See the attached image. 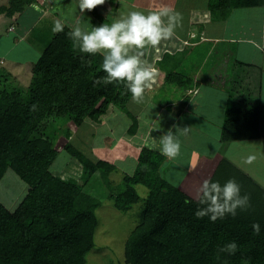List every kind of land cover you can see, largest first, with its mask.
<instances>
[{
	"label": "trees",
	"instance_id": "obj_1",
	"mask_svg": "<svg viewBox=\"0 0 264 264\" xmlns=\"http://www.w3.org/2000/svg\"><path fill=\"white\" fill-rule=\"evenodd\" d=\"M44 4L46 0H10L7 13H19L15 20L21 24L19 18H27L28 8L41 12ZM255 5L264 6V0H207V11L211 18L224 20L235 7ZM102 15L105 11L95 8L81 17H88L95 27L101 21L111 23L108 15L105 20ZM32 23L35 21L29 27ZM70 24L65 22L63 31L55 34L34 32L39 54L29 81L21 89L19 112L13 115L0 106V180L10 168L26 184V192L15 208H7L0 200V264H77L78 257L93 245L99 199L91 191L97 183L109 186L107 175L117 168L102 156L98 149L102 143L98 146L97 139L90 149L93 152L97 145L99 156L88 157L82 145L81 152L59 151L55 141L62 122L71 121L76 133L84 122L99 123L112 106L130 114L129 134L138 127L136 117L126 108L131 94L124 83H95L106 75L102 56L81 53L70 38L74 29ZM13 29L11 26L9 31ZM33 105L35 111L31 110ZM259 113L258 109H228L221 139L260 137ZM47 125H53V132L46 131ZM65 134L67 144L74 143L67 130ZM66 156L78 166L77 173L71 174L69 165L63 168L57 164ZM164 162L159 148L143 146L137 152L134 171L124 172L118 191L105 196L125 213L139 199L136 186L147 189V196L140 199L139 222L124 243L125 263L264 264V188L251 177L237 176L240 194L249 197V206L214 222L208 216L197 218L200 203L195 199L196 192L190 195L191 191L167 179L162 172ZM254 223L260 225L259 234L253 231ZM230 242L237 244L234 254L219 251Z\"/></svg>",
	"mask_w": 264,
	"mask_h": 264
},
{
	"label": "crops",
	"instance_id": "obj_2",
	"mask_svg": "<svg viewBox=\"0 0 264 264\" xmlns=\"http://www.w3.org/2000/svg\"><path fill=\"white\" fill-rule=\"evenodd\" d=\"M153 1L135 0L129 3L145 14L167 7L179 12L183 19L181 26L176 29V35L168 41H162L159 50L146 51L145 59L157 69L156 83L145 90L142 101L129 99L128 103L133 105L134 112L127 110L136 117L138 127L134 134L123 135L120 142L114 138L119 143L112 148V155L117 151L125 153L127 148L137 153L143 146H148L149 137L152 140L157 136L153 146L149 147L161 149V136L169 129L173 132L174 125L179 124V127L188 128L194 139L190 138L189 141L183 136L185 134L177 133L181 144L180 154L175 158L165 157L162 172L168 173L165 177L173 184H179L183 190V186L187 187L189 191H185L188 193L196 192L203 180L214 182V179L220 178L224 166L239 177H251L261 185L257 172L264 174V6L235 7L226 19L218 20L210 17L207 0ZM46 3L42 7L43 11H59L58 15L62 17L63 14L66 22L74 17L77 23L82 15L78 0H60L58 5L51 1ZM117 6L118 0H106L104 5L96 8L105 11L113 23ZM123 6L120 4L119 9ZM127 12L130 11H119L118 14L126 15ZM88 16L92 18L90 13ZM35 47L38 49V46ZM31 67L24 75L25 83L30 79ZM190 89L196 90V93L190 94ZM190 95L195 97L193 101ZM181 96H184L182 100ZM228 109H258L260 137L223 141L221 127ZM114 111L117 113L116 118L111 116ZM111 113L107 117L110 120L122 117L126 119L123 120L126 128L132 124L130 114L115 108H112ZM191 124H198V131H194ZM151 126L161 130L152 129L145 138L142 129ZM94 129L91 135L87 134L92 139L91 147L93 133L98 130V136L103 128ZM83 137L79 147L83 145L86 135ZM138 139L142 140L141 147ZM247 142H251L254 148L250 150L246 146L245 150L239 144ZM128 168H131V164ZM178 178L181 179L179 183Z\"/></svg>",
	"mask_w": 264,
	"mask_h": 264
},
{
	"label": "rangeland",
	"instance_id": "obj_3",
	"mask_svg": "<svg viewBox=\"0 0 264 264\" xmlns=\"http://www.w3.org/2000/svg\"><path fill=\"white\" fill-rule=\"evenodd\" d=\"M37 1L38 3L42 2V0H37ZM46 1L47 2L51 1L52 3L57 5L60 3V0H46ZM132 1L135 2V0H131V1L118 0L117 9L113 13V17H114L113 22L120 17V15L118 14L119 11L121 12L138 11V9H135L132 5H130L129 2L132 3ZM171 1L172 0H165L164 2L167 3ZM152 2L154 1L152 0ZM183 2L185 3V1ZM34 4L35 2H33V5ZM120 4H124V6L119 9ZM9 6H10V0H0V106H3L11 114L17 115L19 112L20 102L22 101L23 98V94H22L23 92H21V89L25 87L24 84H26L24 82L25 81L24 75H26L25 73L29 72L28 70L30 69L35 58L39 54L37 47H35L36 43H34L35 42L33 38L34 32L48 31V33L55 34L57 33V31H54L55 23L57 21H60L64 25L66 21L58 15V11L40 12L39 10L36 13H34V11L36 10L30 8L29 10H26L27 18H25L24 20L22 18H19L21 24H18L15 18L18 17L19 13L15 14L14 16L9 15L7 13V9ZM62 17L64 18L63 14ZM105 17H107L106 14L101 16L102 19H104ZM108 17L110 18L109 15ZM30 20L32 21L34 20L35 23H32L29 27V24L32 22ZM69 21L71 22L70 25H72V27L74 28L76 26H79L84 30L90 31L92 26L95 27L88 21V17L87 18L81 17V19L78 18L77 19L78 23H76L74 17H70ZM103 23H107V22L101 21L99 26ZM111 23L108 24L110 25ZM11 26H13L14 29L12 31H9V28ZM21 69L22 71H20ZM9 84H14L15 86L18 85L20 88L12 89L10 88ZM158 93L160 92H156V94ZM195 93L190 92V94H195ZM158 97L161 98V96ZM190 97L192 98L193 95H190ZM130 98H132V96ZM183 98L184 96H181L180 100H182ZM194 98L195 97L192 98V101ZM128 102L126 104V108L134 112L133 105L129 104ZM112 108L114 107L112 106L109 107L107 113L104 116H101L99 123L84 122L82 125L77 127L76 133H74L75 127L71 121L62 122L64 124L63 125L60 124L59 130H57L56 132V133L59 132V134H57L55 147L59 151L64 153L63 150L67 152L66 149H68L70 152H72L75 149L80 151L79 145L81 143V136H84V134L85 135L90 134L92 128L94 129V127L95 129L103 128L102 130L99 131L98 136L96 135L98 130L96 131L94 129L95 132L92 135L93 140L97 139L96 144H98V146L99 144L102 143L101 147L98 148L102 151L103 154L102 156L108 159L111 163L115 164L117 168L115 171L107 175L109 186H106L101 183H97L96 184L97 186L91 191V194L95 198L99 199V206L95 209L97 224L93 234V245L88 249V251L85 252V254L78 257L77 264H127L125 263L123 256L124 243L131 230L139 222V214L141 210L140 199L145 198L147 196V189L144 186L137 185L136 187H137V193L139 199L132 206V208L126 211L125 213L118 211L113 206L112 199L105 198L107 194L115 193L118 191V188H120L118 187V185L120 186L122 183V179L124 175L123 173L129 172L131 174L134 171L137 162V153H133V151L131 149L128 150V148L127 151H125V153H123L122 151H117L115 155H112L113 152L112 148L117 147L116 144L123 140V135L129 134L128 129L130 127L127 126L126 128V126L123 125V120L126 121V119L120 117L118 120H115L112 118V117L116 118L117 116L116 111H114V113L112 112L113 114L111 113ZM110 115L112 116L111 117L112 120H110V118H107ZM114 121H116L115 124L113 123ZM116 123L118 125L114 126L116 125ZM112 126H114V128ZM188 127L190 128L189 125ZM191 127H193L194 131H198V124L195 125L191 124ZM184 128L186 127L185 126L179 127V124L175 125L173 134L177 132V129L182 130ZM45 129L47 132H53L54 127L53 125H47ZM152 129H156V128L151 126V128L146 127L142 129L145 138L147 134L148 136L151 134ZM65 130H67L68 134H71V137L73 136L72 139L74 140V143H71L69 141V144H67L68 139L65 138L66 136ZM156 130L160 131L161 129L158 127ZM90 135H88V138L85 137L86 140L82 142L83 144L82 146L84 147L83 153L88 155V157L92 156L91 154L94 152L98 153L96 151L97 145H96V149L93 152L90 149L91 141H92V139L89 138ZM183 136H185L186 139H189V141L190 138L192 140L194 139V135L190 131L189 132L187 131V133ZM114 138H116V140H119V142H116ZM157 139L158 136L156 138H153L152 140L151 137H149V139L147 140V145L153 146L155 140ZM139 141H140L139 145L141 147L142 140ZM239 144H242L243 149L245 148V150H246V146H248V149L254 148V145H252L251 142L239 143ZM245 150L243 151L246 154L247 151ZM130 153L132 154L129 155ZM67 159H69V156H66V160L65 159L59 160L57 164H61L63 168L68 167L69 165L70 166L69 172L71 174H75L74 172L77 173L78 170L76 169L78 168V166H75L76 163L73 162V160L67 161ZM130 159H131L130 162L131 168H128V166L130 165L129 164ZM123 162H125L126 166L128 162V166L126 167L125 164H123ZM222 170H223V174L218 179L221 185H223L229 179L236 180L235 178L238 176L237 173L236 174L233 173L231 169L224 166ZM63 172H66L65 169H63ZM258 174L261 179L260 183L264 188V174L260 175V171L257 172V175ZM163 175H168V173L167 172L163 173ZM178 180L179 183L181 179L178 178ZM214 182L216 181L214 180ZM183 188L184 190L189 191L187 187L183 186ZM25 192H26V184L19 178V176L12 169L8 168L4 173L2 179L0 180V200L3 202V204H5L7 208L13 209L16 207V204L19 202V200L22 198ZM190 195H193V193L191 192ZM194 196L195 199H197L195 194ZM200 205L201 204H198L197 209L202 208V206Z\"/></svg>",
	"mask_w": 264,
	"mask_h": 264
},
{
	"label": "clouds",
	"instance_id": "obj_4",
	"mask_svg": "<svg viewBox=\"0 0 264 264\" xmlns=\"http://www.w3.org/2000/svg\"><path fill=\"white\" fill-rule=\"evenodd\" d=\"M105 2L106 0H78V9L81 14L85 10L91 12ZM182 19L179 12L167 7L147 14L130 11L110 25L103 23L97 27L92 26L90 31L76 26L69 35L81 53L102 56V70L106 75L96 80V84L123 82L132 99L140 102L144 98L145 90L156 83L157 76V69L145 59L146 51L159 50L162 41L174 37ZM63 27L64 25L57 21L54 31H63ZM31 110L35 111L36 105H33ZM187 131L188 128L177 129L181 134H186ZM177 132L174 135L169 129L161 136L160 150L163 156L175 158L180 154L181 144ZM195 195L199 203L205 206L195 212L196 217L208 216L213 222L224 218L226 214L235 216L237 209L243 210L249 206V197L241 196L240 185L234 179H229L223 185L205 179L197 188ZM252 228L254 233L259 234L258 223H254ZM236 250L235 242H230L219 249L220 252L229 254H234Z\"/></svg>",
	"mask_w": 264,
	"mask_h": 264
},
{
	"label": "built area",
	"instance_id": "obj_5",
	"mask_svg": "<svg viewBox=\"0 0 264 264\" xmlns=\"http://www.w3.org/2000/svg\"><path fill=\"white\" fill-rule=\"evenodd\" d=\"M190 92H192V93H195V92H196V90H193V91H192V90L190 89Z\"/></svg>",
	"mask_w": 264,
	"mask_h": 264
}]
</instances>
